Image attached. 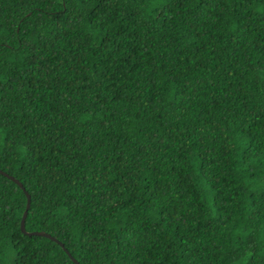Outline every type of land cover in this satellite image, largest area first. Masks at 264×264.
<instances>
[{
    "label": "trees",
    "instance_id": "16d2710c",
    "mask_svg": "<svg viewBox=\"0 0 264 264\" xmlns=\"http://www.w3.org/2000/svg\"><path fill=\"white\" fill-rule=\"evenodd\" d=\"M2 264H264V0H0Z\"/></svg>",
    "mask_w": 264,
    "mask_h": 264
},
{
    "label": "water",
    "instance_id": "95a60500",
    "mask_svg": "<svg viewBox=\"0 0 264 264\" xmlns=\"http://www.w3.org/2000/svg\"><path fill=\"white\" fill-rule=\"evenodd\" d=\"M0 174H3L7 178L11 179L12 181H14L16 184H18L24 190V187L22 186V184L20 183V181H18L12 175L7 174L6 172L2 171L1 169H0ZM24 193L26 195V207H25V210L23 211V214H22V217H21V220H20V230H21V232L24 233V234H26V235H28V236H32V235L44 236V237L49 238V239H51V240H53L55 242H59L55 237L51 236L47 232H44V231H29L28 232L25 229V218H26V215H27V211L29 209V206H30V195L25 190H24ZM59 244L63 247V244L62 243L59 242ZM66 253L68 254V256L71 258V260L75 264H79L78 261L76 259H74L67 250H66Z\"/></svg>",
    "mask_w": 264,
    "mask_h": 264
},
{
    "label": "snow or ice",
    "instance_id": "6c2138e0",
    "mask_svg": "<svg viewBox=\"0 0 264 264\" xmlns=\"http://www.w3.org/2000/svg\"><path fill=\"white\" fill-rule=\"evenodd\" d=\"M5 225V219L4 218H0V235H2V229ZM2 248H0V255H2ZM0 264H2V262H0Z\"/></svg>",
    "mask_w": 264,
    "mask_h": 264
}]
</instances>
